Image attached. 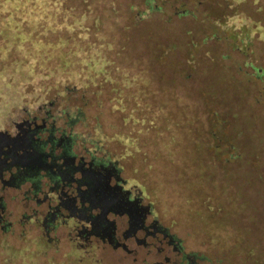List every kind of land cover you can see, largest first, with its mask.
<instances>
[{
	"label": "rangeland",
	"instance_id": "1",
	"mask_svg": "<svg viewBox=\"0 0 264 264\" xmlns=\"http://www.w3.org/2000/svg\"><path fill=\"white\" fill-rule=\"evenodd\" d=\"M50 99L181 253L80 260L19 230L0 264H264V0H0V127Z\"/></svg>",
	"mask_w": 264,
	"mask_h": 264
},
{
	"label": "flooded vegetation",
	"instance_id": "2",
	"mask_svg": "<svg viewBox=\"0 0 264 264\" xmlns=\"http://www.w3.org/2000/svg\"><path fill=\"white\" fill-rule=\"evenodd\" d=\"M11 115L0 127L1 234L20 230L49 247L66 242L80 260L107 247L181 253L175 235L155 217L147 222L153 212L141 190L121 176L119 161L74 128L78 116L54 99ZM164 258L155 264L171 261Z\"/></svg>",
	"mask_w": 264,
	"mask_h": 264
},
{
	"label": "trees",
	"instance_id": "3",
	"mask_svg": "<svg viewBox=\"0 0 264 264\" xmlns=\"http://www.w3.org/2000/svg\"><path fill=\"white\" fill-rule=\"evenodd\" d=\"M8 251H9V252H10V251H11V252H16L15 249H12V248H10V247L8 248ZM186 259H187V260H186V261H187V264H192V263H191V258H188V257H187ZM189 262H190V263H189Z\"/></svg>",
	"mask_w": 264,
	"mask_h": 264
}]
</instances>
